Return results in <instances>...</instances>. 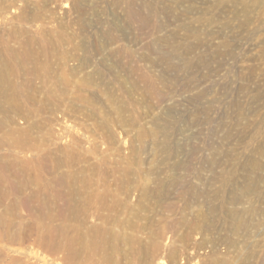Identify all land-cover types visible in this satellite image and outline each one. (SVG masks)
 I'll list each match as a JSON object with an SVG mask.
<instances>
[{"label": "rangeland", "instance_id": "rangeland-1", "mask_svg": "<svg viewBox=\"0 0 264 264\" xmlns=\"http://www.w3.org/2000/svg\"><path fill=\"white\" fill-rule=\"evenodd\" d=\"M0 88V264H264V0H0Z\"/></svg>", "mask_w": 264, "mask_h": 264}, {"label": "bare ground", "instance_id": "bare-ground-1", "mask_svg": "<svg viewBox=\"0 0 264 264\" xmlns=\"http://www.w3.org/2000/svg\"><path fill=\"white\" fill-rule=\"evenodd\" d=\"M8 49H9V47H8ZM8 49H7V50H8ZM22 55H23V54H22ZM10 59H12V58H10ZM19 59H20V58H19ZM18 61H19V60H18ZM9 62H10V61H9ZM11 63H12V62H11ZM14 63L16 64L17 62H14ZM33 63H34V62H33ZM1 64H2V63H1ZM6 64H7V62H6ZM6 64H4V65L6 66ZM15 64H13V65H15ZM18 64H19V62H18ZM21 64H22V63H21ZM22 65H23V64H22ZM17 67H18V69H19V70H21V68H22V66H21V65H17ZM19 67H20V68H19ZM19 70H18V71H19ZM24 72H25V71H24ZM1 79H3V80H5V79H6V80H8V81H9L11 78H10V76L4 75V77H3V78H1ZM14 80H15V79H14ZM17 80H18V79H17ZM4 92H5V90H2V89L0 88V94H2V93H4ZM9 92H10V91H9ZM6 94H7V93H6ZM8 94H9V93H8ZM8 94H7V95H8ZM13 98H14V97H13ZM3 168H4V170L6 171V169H7V166H4V165H3ZM16 190H20V188H19V187H17V189H16ZM5 193H6V192H5Z\"/></svg>", "mask_w": 264, "mask_h": 264}]
</instances>
